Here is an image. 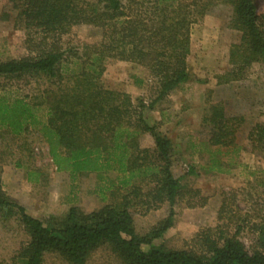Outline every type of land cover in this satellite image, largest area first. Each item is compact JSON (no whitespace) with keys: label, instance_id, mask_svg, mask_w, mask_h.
I'll return each mask as SVG.
<instances>
[{"label":"trees","instance_id":"obj_1","mask_svg":"<svg viewBox=\"0 0 264 264\" xmlns=\"http://www.w3.org/2000/svg\"><path fill=\"white\" fill-rule=\"evenodd\" d=\"M203 1L10 0L15 21L35 31L37 38L26 39L28 55L0 62V79L44 76L58 81L59 94L48 105L41 128L57 170L72 176L117 172L122 175L123 187L133 185L135 180L152 184L145 192L133 186L119 206L107 204L91 213L73 206L48 225L10 201L0 187V210L17 212L29 236L13 262L44 264L46 253H56L69 264H87L94 252L107 245L122 264H264V253H250L241 240L224 233L217 236L212 230L195 235L192 244L196 250H164L152 239L162 237L173 226L174 212L151 238H143L136 233L129 209L134 201L146 211L164 203L173 206L186 195L193 199L200 191H186L174 177V145L156 126L148 124L143 102L136 105L127 94L102 85L104 60L143 66L157 82L158 98L165 97L190 79L187 57L191 28L196 15L202 16L201 11L206 10ZM235 17L242 44L233 48L231 61L238 71H245L255 62L264 63V32L253 0H236ZM77 28H100L103 36L83 57L74 54L81 68L70 70V76L65 78V63L70 55L61 49V39ZM41 106L37 99L31 102L24 97L0 98V129L20 136L37 127L41 124ZM210 111L212 130L208 143L216 150L211 153L208 168L228 173V164L221 163L217 156L238 151L237 129L222 107L215 105ZM132 120L137 131L131 130ZM138 132H148L154 139V148H140ZM250 138L264 145V123L256 125ZM189 205L196 206L193 202Z\"/></svg>","mask_w":264,"mask_h":264},{"label":"rangeland","instance_id":"obj_2","mask_svg":"<svg viewBox=\"0 0 264 264\" xmlns=\"http://www.w3.org/2000/svg\"><path fill=\"white\" fill-rule=\"evenodd\" d=\"M253 3L264 32V0ZM204 4L206 10L201 11L202 16L196 15L191 28L187 57L190 79L165 97L158 98L157 82L143 66L104 60L102 85L127 94L136 105L143 102L148 124L156 126L174 145V177L186 191H200L193 199L186 195L173 206L164 203L146 211L134 201L129 209L136 233L143 238H151L174 212L173 226L162 237L152 239L164 250H196L192 244L195 235L212 230L217 236L224 233L241 240L250 253H264V145L250 138L256 125L264 123V63L255 62L247 70L238 71L231 61L233 48L242 44V32L235 26L236 0H204ZM15 14L10 0H0V62L28 55L26 39L37 38L35 31L15 21ZM102 36L100 28H77L62 37L61 49L70 55L65 63V78L70 76V70L81 68L76 55L83 57L91 52ZM59 90L56 78L0 79V98L24 97L42 102L38 112L41 124L37 127L20 136L0 129V187L10 201L23 206L45 225L63 217L73 206L91 213L107 204L119 206L133 186H140L144 192L152 188V184L140 180L123 187L122 175L117 172L72 176L57 170L41 128L48 105ZM215 105L222 107L237 129L238 151L217 156L221 163L228 164V173L208 168L211 153L216 150L208 143L212 130L208 117ZM133 127L131 130L137 131ZM136 141L140 148H154V139L148 132H138ZM192 202L196 205L193 208L189 207ZM28 240L17 212L0 210V264H21L13 262V258ZM44 264L69 263L56 253H46ZM87 264L122 262L106 245L94 252Z\"/></svg>","mask_w":264,"mask_h":264}]
</instances>
